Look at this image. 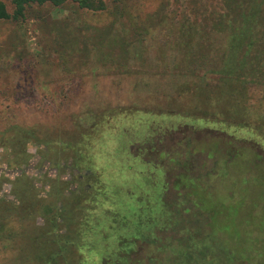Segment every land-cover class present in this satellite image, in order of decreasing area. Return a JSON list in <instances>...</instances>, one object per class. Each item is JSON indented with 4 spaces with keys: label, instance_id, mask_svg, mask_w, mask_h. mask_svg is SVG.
I'll return each instance as SVG.
<instances>
[{
    "label": "rangeland",
    "instance_id": "1",
    "mask_svg": "<svg viewBox=\"0 0 264 264\" xmlns=\"http://www.w3.org/2000/svg\"><path fill=\"white\" fill-rule=\"evenodd\" d=\"M3 1L12 12L10 1ZM91 1L101 8L89 10L81 8L76 0H66L60 6L33 5L22 20L0 22V111L6 117L3 125L13 121L27 130L36 127L43 138L38 147L41 150L56 147L58 159L71 163L72 170L76 168L72 189L77 186L78 175L83 176L84 185L89 184L84 192L81 190L82 198H78L84 199L82 206L72 211L76 213L74 222L69 221V229L63 226L62 231L69 232L74 244L78 230L84 232L83 236L88 232L86 237L92 232L97 237L92 241L100 254L99 250H103L99 237L105 229L107 232L113 227L112 223L116 224L111 217L123 213L122 209L127 211L123 205L136 207L143 202L135 199L138 191L133 187L134 182L139 183V188L148 186L144 181L147 178L139 173L148 166L129 154L131 139L153 124H174L201 133L191 134L186 128L175 135L174 140L181 142L172 152L166 156L159 154L165 156V172L152 168L153 179L157 181L147 189L151 191L150 207L154 208L151 211L159 208L161 186L164 199L171 205L176 202L184 207L182 199L190 198L192 211L183 213L193 223H211L215 251H229L242 262L255 250L257 258L264 263V234L254 233L259 246L252 247L249 243L253 231L264 229V136L260 126L253 122L256 130L236 126L234 122L229 123L232 127H222L215 118H211L213 122L198 117H194L195 121L188 120L187 103L191 100L177 98L173 91L158 88L167 85L163 83L169 75L137 64L139 56L148 62L181 53L176 45L194 25L199 32L186 35L192 37L193 57H200L199 49L202 43L207 44L205 37L211 35L210 26L214 19L217 21L228 12L230 3L225 0ZM163 12L169 15L164 17V23L158 21L162 27L141 25L146 18L153 19L155 15L159 18ZM129 16L135 17L138 24L130 25ZM255 76L247 78L253 80ZM257 76L264 83V71L257 72ZM256 88L252 85L247 88V96L253 102L264 95L263 88ZM185 138H191L193 152L183 143ZM34 147L29 145L28 149ZM180 162L184 164L176 165ZM176 183L180 185L177 192ZM129 187L133 193L126 194L124 190ZM203 188L208 190L204 192ZM179 191L182 199L176 196ZM203 193L210 196L203 200L200 197ZM114 228L110 232L113 237L118 235V229L121 235L127 232L121 227ZM128 229V234L135 236L136 230ZM107 243L112 247V242ZM77 247L80 245L70 249L73 254ZM84 260L91 264L102 262L94 257Z\"/></svg>",
    "mask_w": 264,
    "mask_h": 264
},
{
    "label": "trees",
    "instance_id": "2",
    "mask_svg": "<svg viewBox=\"0 0 264 264\" xmlns=\"http://www.w3.org/2000/svg\"><path fill=\"white\" fill-rule=\"evenodd\" d=\"M9 1L12 6V12H9L4 1L0 0V22L22 20L26 10L33 5L50 3L54 6H60L66 0ZM76 1L81 8L89 10L101 8V6H94L91 0ZM225 1L230 3L228 12L219 16L217 21L214 19V24L210 26L211 35L205 37L207 44L202 43L203 45L199 49L201 51L200 57H193L192 51L195 47L190 40L192 37L186 35L190 32L196 34L199 32L197 25H194L191 26L189 31L184 33L183 41L176 45L180 48L181 53L171 54L169 59L163 58V54H161L163 59L158 58L156 61L151 60L148 62H145L146 59L139 56L137 64L142 67H145V65L149 68L154 67L159 72L169 75L166 78L167 81L163 83L167 85L158 88L161 91H173L177 98L187 97L191 100L187 103L188 107H190V114L187 116L188 120L195 121L194 117H198L202 121H212L211 118H215L216 121L220 120L222 127L226 125L232 127L229 123L232 124L234 122L236 126L257 130V128L252 126L253 122H256L264 136V95L263 98L254 102L252 99L250 100L249 95L247 96V88L250 85L257 87L256 89L258 90L263 88L262 92L264 93V83L257 76V72L264 71V0ZM165 13L163 12L159 18L155 15L153 19L146 18L140 23L147 28L148 24L162 27L163 25L159 24L160 22L158 21H161V23L162 21L163 23L165 22L164 17L169 15V13ZM128 23L132 26L138 24L137 19L131 16L128 17ZM192 28L196 30L192 32ZM180 33L183 36V31H180ZM74 40L78 41L77 38ZM83 41L87 42V44L89 43L85 39ZM186 52L189 54H186ZM250 76L255 77L250 80L247 78ZM141 87L147 90L144 86ZM164 95L165 92H162V96ZM5 119L6 117L0 111V134L4 129L2 121ZM164 125L153 124L142 135L131 139V150L129 151V154L134 158L151 166L153 169L158 168L163 171V157L168 152H172L175 145L181 142L180 140H174L175 135L183 133L184 129L187 128L185 126V128L177 127L178 125L174 124L170 126ZM10 127L22 130L31 136L34 131L30 127H28V130L17 128L14 124L8 126V128ZM187 130L192 132L191 134L196 132L198 134L201 131L191 127H188ZM190 141L191 138L183 139V143L187 144L188 148L190 147L193 152V146H191L192 143ZM160 153L165 156L160 157ZM188 154L189 152L187 151L186 155ZM181 163L184 164V162H180L176 165H181ZM174 186V190L177 192L180 187L179 183ZM207 190V188H203L204 192ZM180 193L179 191L176 195L179 198L181 197ZM209 196V194L205 193L200 194L203 200ZM194 197L199 199L197 194H194ZM182 201L184 202V207L176 205V202L171 205L170 202L164 199L162 206L154 213L151 219L144 220L140 216H136L134 221L131 219V224H129L127 217L126 219L124 218V212L122 215L118 214V216L113 218L116 224L112 223L113 227L108 229L107 232L105 229L104 233L99 237L100 240L102 238L101 247L103 250L102 252L99 250L100 254L92 241L97 238L93 236L92 232H89L91 235L86 237L88 232L83 236L84 232L81 230L83 232L81 233L78 230L77 235L79 236L76 237L77 242L74 244L71 235L68 236L67 234L69 232L66 230L62 231L64 227L69 229L67 225L70 223L68 216L64 217L63 215V224L57 221L55 224L54 222L51 224V227L57 225L56 238L53 237L54 231L46 234L48 237H44L41 234L42 238L49 239L53 237V239L41 240L39 247L35 245L31 247L30 244L29 246L25 244L23 252L16 257H10L8 264H89L90 262L88 263L84 259L90 260L93 257L100 259L102 261L100 264H249V262L251 264H264L257 258L256 251L252 250V247L257 246L259 242L256 240L257 238H254V233L257 232V235L264 234V229L252 232L253 235L251 234L249 243L251 242L252 244L250 251L254 252L250 258L247 256V259L241 262L229 251H225V253L218 250L215 251L210 236L211 223L209 221H204V224L193 223L191 221L192 218L183 213L185 210V212L192 211L190 198L187 201L184 198ZM73 215L76 216V213H72V217ZM87 215L89 216L88 212ZM108 219L110 220L109 217ZM85 223L84 221V223L80 224L82 226ZM114 226L121 227L127 232L121 235L118 233L120 230L118 229L116 231L118 235L113 237L110 232L116 228ZM128 228L136 230L135 236H133L134 234H128L130 230ZM205 230H207L206 233L203 232ZM137 232H140V234L136 237ZM107 242H112V247ZM77 244L80 245V248L78 249V246L77 251L73 254L70 249L75 245L77 246ZM88 244L89 248L85 250V246ZM0 264L6 263L0 262Z\"/></svg>",
    "mask_w": 264,
    "mask_h": 264
},
{
    "label": "flooded vegetation",
    "instance_id": "3",
    "mask_svg": "<svg viewBox=\"0 0 264 264\" xmlns=\"http://www.w3.org/2000/svg\"><path fill=\"white\" fill-rule=\"evenodd\" d=\"M11 124L25 129L7 121L0 134V262L6 264L10 257L23 252L25 244L39 247L41 240L56 238L57 225L51 227V224L62 223L63 215L74 222L70 215L77 206H82L84 199H78L82 198L81 190L84 192L89 187L84 185L83 176L78 175L77 186L72 189L76 168L72 170L71 163L58 159L56 147L43 150L38 147L43 138L36 127L31 136L8 128ZM29 145H35L33 150L28 149ZM53 231L52 238L41 237H48L46 234Z\"/></svg>",
    "mask_w": 264,
    "mask_h": 264
},
{
    "label": "crops",
    "instance_id": "4",
    "mask_svg": "<svg viewBox=\"0 0 264 264\" xmlns=\"http://www.w3.org/2000/svg\"><path fill=\"white\" fill-rule=\"evenodd\" d=\"M139 173L143 176V177H146L147 179L144 180V181H147L148 183V186H146V188H139V183L136 181L134 182V188H135V191H138V193L136 194V198L135 199H138L139 201H143L142 203H139V204H136L137 206H131V205H123V204H120V205H123L124 208L127 209L124 210L122 209V212H124V216L128 217L130 220L133 219L132 221H134L136 218V216H140V218H143L144 220L146 219H151L152 216L154 215V213L157 212V210L162 206V201L164 200V196H163V186H161V192L159 191V193L161 194V202H160V205H159V208H156L155 209V212H152L151 209H154V208H151L150 205H151V200L149 199V193H151V191H147L148 187H149V184L150 185H153L155 183V179H153V175H154V170L150 167H147L145 169H142L139 171ZM126 192V194H129V193H133L132 190H131V187L127 188L126 190H124ZM144 192H148L147 194L144 193ZM154 202H156V200H154ZM121 210V209H119ZM117 213V212H116ZM120 213V212H119ZM129 213V215L127 216L126 214ZM122 215V213H120ZM116 216H112L111 218H115ZM121 217V216H120ZM120 220V219H119ZM131 221V223H132ZM120 222V221H119Z\"/></svg>",
    "mask_w": 264,
    "mask_h": 264
}]
</instances>
